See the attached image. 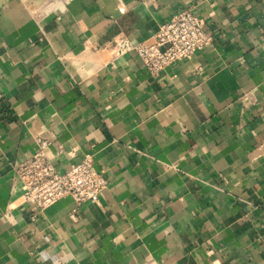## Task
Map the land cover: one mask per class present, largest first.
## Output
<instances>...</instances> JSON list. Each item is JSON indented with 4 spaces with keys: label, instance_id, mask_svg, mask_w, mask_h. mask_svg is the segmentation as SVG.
<instances>
[{
    "label": "crops",
    "instance_id": "crops-1",
    "mask_svg": "<svg viewBox=\"0 0 264 264\" xmlns=\"http://www.w3.org/2000/svg\"><path fill=\"white\" fill-rule=\"evenodd\" d=\"M183 8L212 43L152 76L119 36ZM39 140L97 203L23 199ZM0 264H264V0H0Z\"/></svg>",
    "mask_w": 264,
    "mask_h": 264
},
{
    "label": "built area",
    "instance_id": "built-area-1",
    "mask_svg": "<svg viewBox=\"0 0 264 264\" xmlns=\"http://www.w3.org/2000/svg\"><path fill=\"white\" fill-rule=\"evenodd\" d=\"M206 21L190 8H183L165 20L148 40L133 43L126 36L115 39L112 51L116 56L135 52L148 74L155 76L166 67L189 59L212 43ZM47 140H39L37 150L14 166V179L22 188L23 199L37 210H44L56 201L71 197L75 204L97 203L107 186L105 176L95 167L92 153L59 171L44 153Z\"/></svg>",
    "mask_w": 264,
    "mask_h": 264
}]
</instances>
